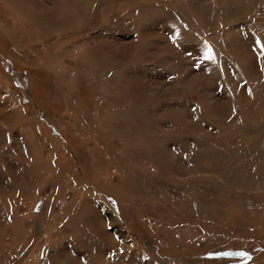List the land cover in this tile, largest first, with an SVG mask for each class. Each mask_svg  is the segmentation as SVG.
Instances as JSON below:
<instances>
[{
  "label": "rangeland",
  "instance_id": "374dc122",
  "mask_svg": "<svg viewBox=\"0 0 264 264\" xmlns=\"http://www.w3.org/2000/svg\"><path fill=\"white\" fill-rule=\"evenodd\" d=\"M0 264H264V0H0Z\"/></svg>",
  "mask_w": 264,
  "mask_h": 264
}]
</instances>
